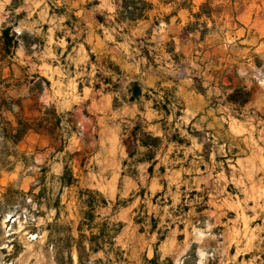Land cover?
I'll list each match as a JSON object with an SVG mask.
<instances>
[{
  "label": "rangeland",
  "instance_id": "374dc122",
  "mask_svg": "<svg viewBox=\"0 0 264 264\" xmlns=\"http://www.w3.org/2000/svg\"><path fill=\"white\" fill-rule=\"evenodd\" d=\"M240 1L243 13L221 11L198 27L207 33L201 41L199 32L186 38L183 29L194 19L174 5L159 6L147 22L112 28L115 0H0V27L18 22L17 33L26 34L14 56L0 55V264H57L47 228L55 210L46 204L59 195L65 206L60 223L73 222L77 238V190H62L58 180L65 165L82 189L100 191L112 202L100 214L124 224L117 245L125 262L115 264L153 257L157 234H142L134 223L143 218V205L158 219V229H167L162 259L182 264L195 250L197 264H264V0ZM172 41L186 58L189 78L163 86L178 88L186 110L170 117L152 174L148 164L124 168L128 139L122 125L137 115L149 123L162 118L151 103L141 104L143 112L137 103L114 110L113 94L80 90L78 80L91 54L99 61L111 56L130 80L144 77L142 49L151 51L161 74L173 77L178 70L167 53ZM98 70L91 67V86ZM156 81L142 83L153 88ZM242 86L251 93L247 104L234 90ZM14 113L30 119L37 132L13 142ZM161 125L149 130L161 135ZM124 170L137 171L136 177H121ZM65 256L79 264L75 246ZM92 259H103V253Z\"/></svg>",
  "mask_w": 264,
  "mask_h": 264
},
{
  "label": "trees",
  "instance_id": "16d2710c",
  "mask_svg": "<svg viewBox=\"0 0 264 264\" xmlns=\"http://www.w3.org/2000/svg\"><path fill=\"white\" fill-rule=\"evenodd\" d=\"M196 1L197 0H159L158 3H154V0H115L116 9L114 21L111 22V26L112 28H115V26H130L140 22H147L150 19V14L157 10L159 6L167 7L168 5H174L176 6L175 11L187 10L190 14L189 18L194 19V21H190L183 29V34L186 38L189 39L190 35L199 32L201 34V41H204L207 33L203 30L200 31L198 27H206L208 21L214 22L213 17L215 16V13H221V11L243 13L244 11V3L240 0H204L199 5H196ZM14 2L15 0H13V4ZM216 2H220V4L216 5ZM195 8H197L196 12L194 11ZM165 19L166 22L169 23L170 16H165ZM203 20H205V22ZM154 25L157 26L158 22H155ZM17 26L18 22H12L11 25H9L7 21L2 23L0 27L1 57L14 56L15 52L20 47L21 42L23 41V36L25 37L26 34L25 32L18 34L16 31ZM150 31L147 32V35L149 36H151ZM142 43L147 46V40L142 41ZM167 45L173 47L167 50V53L173 63L174 70H178V73L173 77L161 74L158 71L159 66L156 64L155 58L151 56V51L142 49V57L146 60L142 69L143 74H145L144 77L135 76L130 80L126 71L122 70L120 65L112 60L111 56L102 58L99 61L96 55L91 54L90 61L85 67L87 73L84 77L79 78L78 80L80 90H83L84 87H94L96 90H103L104 92L113 94L114 110H118L131 103H137L140 106V110L143 112L141 104L151 103L153 111L162 118L160 121L153 120L152 123H149L142 118L141 115H137L136 119L129 120L127 121L128 123L122 125V137L127 136L128 139V144H125L128 149V158L123 162L124 168L135 167L137 169L141 165L148 164L150 166L148 172L149 174H152L157 154L162 148L164 141L168 140L166 126L170 123V117L178 119L186 110L184 100L178 96V88L176 86H163V83L165 82L172 81L173 83H177L183 79L189 78L185 72L187 66L183 65V62L186 60L185 56L175 52L176 45L174 41ZM93 65H96L99 70L95 74L97 84L91 86L92 84L89 74L91 73V67ZM105 73H108L109 75H106ZM114 77L117 78L116 81H114ZM149 77H155L158 79L153 88H145L142 83V81L147 80ZM43 81L47 80L44 79ZM226 88L227 87H224V89ZM196 90L198 92H205L204 88H197ZM234 90L235 92L239 91L242 96L245 95L243 101L244 104L249 103L251 93L246 86H242L239 90ZM230 101L236 103L235 99ZM1 110L2 107L0 106V119L2 120ZM7 110L13 113L12 109L7 108ZM14 117L16 119V126L13 128L10 127L11 130L9 132V138L12 139L13 142L21 141L30 131L37 132L36 127L30 122V119L21 121L15 113ZM32 119L34 120V117ZM159 122L162 124L159 129L162 133L161 135L149 130L150 124H158ZM130 146L131 148H129ZM58 151H64V148ZM40 169L43 170L44 168L41 167ZM136 174L137 171L134 170L123 171V175L136 177ZM58 180L62 190H77L76 206L78 209L79 221L75 228V232L77 233V238H75L72 235L74 232L72 224L74 223H60L61 209H65V206H61L60 195L51 206L46 204L47 209L55 210L54 222L53 224L48 225L47 228L49 231V242L52 243V247L55 251L57 264H74L72 257L69 258L65 256V250L68 249L69 251H72L74 246L78 253L79 264L124 263V251L117 245V238L123 230L124 224L114 222L112 220L113 214L102 216L99 212L112 205V202L100 191L82 189L80 179L74 172L72 166L65 165L64 172ZM140 197L144 199L143 194L140 195ZM157 197L163 198L164 195L163 193H158ZM129 202L130 201H127L124 204L118 202L113 209V213H116L121 208L127 207ZM145 209V205L141 206L140 211L143 213V218L141 220L135 218L134 223L139 227L140 233L148 235L157 234V238L153 245V257L148 258L145 256L142 264H176L170 257L162 259L159 248L167 238V229H158V219H155L154 215L149 216ZM204 209H206V207H203V209L201 208L198 211L201 212ZM180 228L183 229L184 227L180 226ZM60 234L64 237L59 238ZM65 241L67 242L66 247L63 245ZM86 250H88L89 253L86 254ZM98 253H103V259L93 260L92 256ZM192 263H198L195 250L182 264Z\"/></svg>",
  "mask_w": 264,
  "mask_h": 264
},
{
  "label": "crops",
  "instance_id": "0c3cea01",
  "mask_svg": "<svg viewBox=\"0 0 264 264\" xmlns=\"http://www.w3.org/2000/svg\"><path fill=\"white\" fill-rule=\"evenodd\" d=\"M136 115H137V114H136ZM121 177H125V176L121 174Z\"/></svg>",
  "mask_w": 264,
  "mask_h": 264
}]
</instances>
